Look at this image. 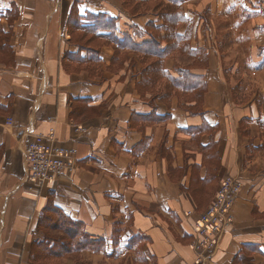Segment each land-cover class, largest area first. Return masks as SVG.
<instances>
[{"label":"crops","instance_id":"1","mask_svg":"<svg viewBox=\"0 0 264 264\" xmlns=\"http://www.w3.org/2000/svg\"><path fill=\"white\" fill-rule=\"evenodd\" d=\"M13 5L21 25L11 65L0 64V264H26L47 204L92 241L116 237L112 261L140 249L149 264H199L210 252L194 227L225 176L243 188L206 264H264V0H0L4 33ZM51 128L75 170L33 191L23 152Z\"/></svg>","mask_w":264,"mask_h":264},{"label":"rangeland","instance_id":"2","mask_svg":"<svg viewBox=\"0 0 264 264\" xmlns=\"http://www.w3.org/2000/svg\"><path fill=\"white\" fill-rule=\"evenodd\" d=\"M52 6V4H51ZM76 11V10H75ZM72 11V13H75ZM60 13V12H59ZM2 13H0L1 19ZM6 17L5 27L8 33L2 31L3 27L0 22V64L11 65L13 59V49L9 47L8 43L13 36V29H19L18 22L19 11L13 5L9 11L4 15ZM24 31V27H21ZM72 31L73 28L69 27ZM75 42L80 45L81 49L87 48V42H81L80 39H75ZM35 46L31 49V72L34 76V89H36L39 74L35 69ZM89 55V54H88ZM94 57L93 55H90ZM87 61V60H85ZM19 166L21 168V161L19 158ZM2 214L0 213V218ZM128 246L123 247V251L130 250L135 240L128 242ZM47 252L41 254L42 250ZM4 251V247L2 252ZM106 256V261H93L92 258L97 256L98 252ZM0 252V258L2 256ZM123 252L118 247V240L113 238L112 244L106 247L105 241H90L82 232L79 225L70 222L59 212L55 211L50 204H47L43 212L37 218L36 228L33 231L31 241L28 248V256L25 260L26 264H149V260L145 258L144 252L134 251V255L117 262L112 261L121 259ZM125 262V263H124Z\"/></svg>","mask_w":264,"mask_h":264},{"label":"built area","instance_id":"3","mask_svg":"<svg viewBox=\"0 0 264 264\" xmlns=\"http://www.w3.org/2000/svg\"><path fill=\"white\" fill-rule=\"evenodd\" d=\"M26 132L32 131L27 129ZM23 155L24 182H28L33 191L55 182L59 175L72 173L76 166L73 152L57 147L53 128L49 130L46 137H34ZM242 188L243 183L238 177H223L219 182L212 205L198 215L193 237L199 240L198 247L209 249L210 252L199 261V264L207 263V259L216 249L220 234L231 225L232 210ZM192 215V212L187 213V216Z\"/></svg>","mask_w":264,"mask_h":264},{"label":"trees","instance_id":"4","mask_svg":"<svg viewBox=\"0 0 264 264\" xmlns=\"http://www.w3.org/2000/svg\"><path fill=\"white\" fill-rule=\"evenodd\" d=\"M98 17H93V19L94 20H91V21H93L94 22V24H95V26H93L92 28H91V31H95L96 30V26L98 27L100 24H99V20L97 19ZM174 24H175V21H173L172 19H170V20H168L167 19V21H166V23H164V26H163V30H164V32L166 33L165 34V37L163 38V40L165 41V42H167L168 43V45L169 46H173V41H172V39H173V36H172V31H173V26H174ZM106 27V26H105ZM161 41V39H159V38H153L152 39V41L151 42H149V44H148V49H149V55H151V53L153 54L154 53V55L155 56H158L159 57V54L157 55V53H155V52H152V51H155V49H154V47H158V44H159V42ZM157 50V49H156ZM161 55V54H160ZM157 68H156V66H155V64H153V65H151V66H149V75L150 74H152L153 75V78H150L149 79V82H150V80H153V79H156L155 77L157 76ZM56 211V210H55ZM71 222V221H70ZM76 225H78L77 223H75ZM80 226V225H79ZM83 232V231H82ZM85 235V234H84ZM86 236V235H85ZM88 238V237H87ZM89 239V238H88ZM90 240V239H89ZM90 241H92V240H90ZM97 241V240H96ZM98 241H100V240H98ZM39 252H41V254H43V253H45V252H47L45 249L44 250H42V251H39Z\"/></svg>","mask_w":264,"mask_h":264},{"label":"bare ground","instance_id":"5","mask_svg":"<svg viewBox=\"0 0 264 264\" xmlns=\"http://www.w3.org/2000/svg\"><path fill=\"white\" fill-rule=\"evenodd\" d=\"M53 2H54V0H53ZM38 86H39V82H38ZM38 86H37V89H36V95H37ZM36 95H35V97H36ZM32 105H33V103H32ZM1 248H2V245H1ZM1 248H0V250H1Z\"/></svg>","mask_w":264,"mask_h":264}]
</instances>
